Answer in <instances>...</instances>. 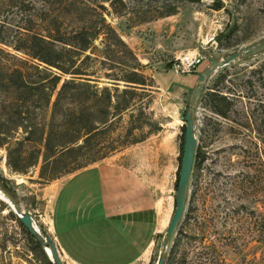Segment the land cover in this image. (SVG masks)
Here are the masks:
<instances>
[{"label": "rangeland", "instance_id": "rangeland-1", "mask_svg": "<svg viewBox=\"0 0 264 264\" xmlns=\"http://www.w3.org/2000/svg\"><path fill=\"white\" fill-rule=\"evenodd\" d=\"M122 1L123 5L116 2L121 15L102 1L110 10L106 18L133 51L145 80L136 87L137 94L118 97L119 101L127 99L128 107L93 140L96 148L111 149L107 156L49 180L42 175L50 167L43 168L41 158L24 171H14L6 164L7 148L26 134L21 127L0 143V188L31 215L43 235L50 236L64 264H156L175 207L184 116L195 77L208 63V56L222 57L264 39V0ZM210 1H221L223 6L217 8ZM22 2L33 25L54 13L65 23L61 28L78 25L70 16L74 6L44 0ZM5 3L0 7L3 36L16 28L20 17ZM232 8L237 23L216 44L215 38L232 23ZM167 9L171 14L157 15ZM139 15H146L147 20L139 21ZM185 52L205 57L195 75L179 68L178 57ZM123 68L100 67L99 86L126 87L127 82L116 76L102 74L121 75ZM39 79L35 76L32 81ZM36 91L18 104L23 125L36 128L38 139L51 108L44 103V90ZM205 91L224 97L219 102L224 113H216L208 101L199 102L195 153L198 148L202 162L193 170L197 192L191 223L199 215L210 219L204 229L206 237L216 240L226 264H259L264 249V244L255 241L264 235V50L218 68L206 81L202 96ZM17 97L19 93L11 87L0 89V119H17L13 110ZM27 146L23 151L29 152ZM96 167L103 170L102 183L93 182L94 172L87 173ZM82 173L92 179L91 186L79 178L81 183L76 182ZM80 198L93 208L105 207L106 212L113 204L127 209L95 225L67 228ZM1 202L8 209H2ZM8 210V202L0 198V264H43L14 221L5 216ZM230 239H235L233 244H228Z\"/></svg>", "mask_w": 264, "mask_h": 264}, {"label": "trees", "instance_id": "trees-1", "mask_svg": "<svg viewBox=\"0 0 264 264\" xmlns=\"http://www.w3.org/2000/svg\"><path fill=\"white\" fill-rule=\"evenodd\" d=\"M22 1L0 0V7L7 2L20 14L12 32L3 36L0 28V89L11 87L19 93L13 107L17 119H0V143L21 127L26 134L7 148L6 164L14 171H24L41 158L42 167H50L48 173L42 176L52 180L107 156L111 149H98L92 142L99 133L107 131L112 118L128 107V100L123 98L119 101L118 97L137 94L135 89L144 84L145 78L138 69L133 51L106 18V14L110 13L108 7L113 13L121 15L116 2L123 5L122 0L95 3L44 0L65 7L74 6L70 16L78 25L70 29L61 28L65 23L57 13L49 18H40L38 25L31 24L32 17L26 15ZM102 1L108 2V7ZM163 14H171L170 9L157 13L158 16ZM138 18L139 21L147 20L146 15H139ZM7 62L11 63L10 66ZM106 66H124L121 75L102 74L116 76L114 79L127 82L126 87L111 89L107 85L99 86L98 70ZM225 75L226 72L219 74L217 82ZM35 76L40 79L32 81ZM38 89L44 90V103L51 108V112L48 123L35 139L36 128L23 125L18 103L26 98V94H33ZM223 98L216 91H205L200 100L208 101L216 113L223 114V107L219 106ZM32 144H39L40 147H32ZM26 146H30L29 152L23 151ZM201 162L202 155L197 148L190 179L191 191L165 264H226L227 259L217 248L216 240L206 237L204 229L210 219L199 215L194 219L195 223H191L197 192L193 170ZM1 204L2 209H8L3 202ZM5 216L14 221L33 255L43 264H51L40 243L23 227L19 218L11 210ZM234 241L230 239L228 244ZM255 241L264 244V235L256 237ZM260 255L259 264H264V249Z\"/></svg>", "mask_w": 264, "mask_h": 264}, {"label": "water", "instance_id": "water-1", "mask_svg": "<svg viewBox=\"0 0 264 264\" xmlns=\"http://www.w3.org/2000/svg\"><path fill=\"white\" fill-rule=\"evenodd\" d=\"M192 2H201L202 0H186ZM211 4L217 8L223 6L221 1H210ZM232 23L231 25L220 35L215 38V43L218 44L222 39L227 38L233 31L237 17L234 8L231 10ZM264 50V39H261L255 43L249 44L243 48L234 50L222 57L208 56V63L198 74L195 83L193 84L189 96L188 108L185 112V124L183 133V145L182 154L180 160V167L177 178L176 196H175V207L168 227L165 232L164 241L161 247V254L159 255L156 264H165L166 257L173 244L176 231L180 220L183 217L185 207L190 194V179L195 161V147H196V136H195V121L198 113L199 102L202 96L204 85L218 68L228 64L231 61L248 57ZM0 191L7 197L9 201L10 210L19 218L23 227L34 236L35 240L40 243L45 254L50 260L51 264H64L58 254L54 241L48 235H43L39 228L33 222L31 215L25 212L21 205L13 198L12 195L5 189ZM49 249L47 251L46 249Z\"/></svg>", "mask_w": 264, "mask_h": 264}, {"label": "crops", "instance_id": "crops-1", "mask_svg": "<svg viewBox=\"0 0 264 264\" xmlns=\"http://www.w3.org/2000/svg\"><path fill=\"white\" fill-rule=\"evenodd\" d=\"M193 72H194L193 75L197 74V69ZM92 172L95 173V175H94L95 177H93V182L96 183V181H100L102 183V180H103L102 179V174H103L102 172H103V170L101 171V167L100 168L96 167V168L90 169L87 173L90 174ZM76 178H77L76 182H79L78 181V178H79V180L84 182L86 185L91 186L92 179H90L89 176H85V173L84 174L82 173L81 175H79ZM81 181L78 184H80ZM84 200H85L84 198H80L77 205H75V207L77 209L74 211V217H73V219H70L69 225L67 226V228H70V229L73 227L77 228V226H78V228H80L81 226L82 227L90 226V224L95 225V223H96L95 221H98L100 219L103 221L104 217H107L108 215H116L117 216V215L123 213L125 211V209H127L125 207L122 208L120 205L113 204V206L112 205L110 206V208H111L110 211L106 212L105 207L102 208L101 205H98L97 208H93L91 206V204L88 205V203L87 204L84 203Z\"/></svg>", "mask_w": 264, "mask_h": 264}, {"label": "built area", "instance_id": "built-area-1", "mask_svg": "<svg viewBox=\"0 0 264 264\" xmlns=\"http://www.w3.org/2000/svg\"><path fill=\"white\" fill-rule=\"evenodd\" d=\"M204 56L198 52H185L178 57L179 68L183 72H193L202 63Z\"/></svg>", "mask_w": 264, "mask_h": 264}, {"label": "bare ground", "instance_id": "bare-ground-1", "mask_svg": "<svg viewBox=\"0 0 264 264\" xmlns=\"http://www.w3.org/2000/svg\"><path fill=\"white\" fill-rule=\"evenodd\" d=\"M0 198H2V200H5V202L7 203L8 202V204H9V201H8V199H7V197L0 191ZM35 225H36V223H35ZM37 226V225H36ZM47 251H49V249L47 248L46 249Z\"/></svg>", "mask_w": 264, "mask_h": 264}]
</instances>
